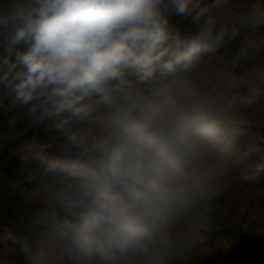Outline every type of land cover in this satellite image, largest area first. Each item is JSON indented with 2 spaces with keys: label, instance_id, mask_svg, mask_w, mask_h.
Returning a JSON list of instances; mask_svg holds the SVG:
<instances>
[{
  "label": "clouds",
  "instance_id": "obj_1",
  "mask_svg": "<svg viewBox=\"0 0 264 264\" xmlns=\"http://www.w3.org/2000/svg\"><path fill=\"white\" fill-rule=\"evenodd\" d=\"M217 3L0 0V104L55 133L56 151L35 156L44 207L29 264L153 254L204 151L206 115L177 85L214 39ZM171 14L196 35L167 43Z\"/></svg>",
  "mask_w": 264,
  "mask_h": 264
},
{
  "label": "rangeland",
  "instance_id": "obj_2",
  "mask_svg": "<svg viewBox=\"0 0 264 264\" xmlns=\"http://www.w3.org/2000/svg\"><path fill=\"white\" fill-rule=\"evenodd\" d=\"M198 2L203 6L217 0ZM211 14L215 28L242 39L249 37L253 27L263 26L257 31L260 54L243 72L232 74L223 56L207 53L199 64L180 74L178 88L206 115L205 147L193 165L184 202L170 218L162 240L149 258L133 264H264V182H260L264 171V0H219ZM3 111L12 120L16 111L25 116L23 109L9 108L7 102L0 104V116ZM213 121L242 130V144L234 152L227 151ZM12 129L0 117V143ZM31 195L43 199L42 189ZM205 195L208 198L201 204ZM206 211L215 215L211 213L203 223ZM198 225L214 230L206 234ZM28 256H35V246L29 250L0 246V264H29Z\"/></svg>",
  "mask_w": 264,
  "mask_h": 264
},
{
  "label": "trees",
  "instance_id": "obj_3",
  "mask_svg": "<svg viewBox=\"0 0 264 264\" xmlns=\"http://www.w3.org/2000/svg\"><path fill=\"white\" fill-rule=\"evenodd\" d=\"M167 19L169 29L167 43H171L176 35L183 39H191L198 31V26L192 23L191 16L185 18L171 14ZM258 29L262 31L263 26L253 27L249 31V37L242 39L215 28L213 41L201 44L192 65L199 64L205 54L214 53L228 61L232 74L243 72L260 54L256 44ZM219 32H223V37L216 43L215 35ZM0 117L4 125L13 127L7 139L0 143V246L29 250L35 246L34 234L42 227L41 212L44 207L43 199L36 200L31 195L34 190L43 191L44 184L35 156L56 151L55 133L45 130L40 125L31 126L28 118L21 116L19 111H16L13 120L6 111H3ZM212 124L224 137L225 144L228 145L227 151L234 152L242 144L243 133L240 128L233 129L227 122L213 121ZM260 182H264V171ZM219 195L222 196L221 193L215 194ZM206 198L207 195L201 197L199 202L203 204ZM211 213L215 215L212 211L205 212L206 217H201L203 223L210 220ZM199 226L198 228L206 234L214 230L209 229L210 226L206 229ZM195 231L197 228L192 232Z\"/></svg>",
  "mask_w": 264,
  "mask_h": 264
}]
</instances>
